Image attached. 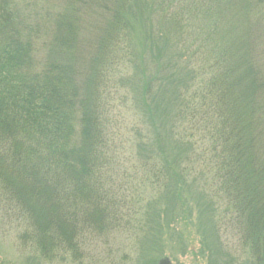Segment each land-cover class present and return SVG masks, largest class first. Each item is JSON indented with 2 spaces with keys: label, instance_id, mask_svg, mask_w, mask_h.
<instances>
[{
  "label": "trees",
  "instance_id": "obj_1",
  "mask_svg": "<svg viewBox=\"0 0 264 264\" xmlns=\"http://www.w3.org/2000/svg\"><path fill=\"white\" fill-rule=\"evenodd\" d=\"M179 1L146 2L176 28L157 31L138 53L129 29L141 25L153 35L138 0H97L100 32L91 44L81 36L82 17L69 11L92 0H65L53 24L50 15L45 26L34 18L44 28L41 40L37 26L22 29L14 0H0V166L10 159L27 171L35 200L48 209L45 231L28 211L34 234L75 245V258L86 229L122 227L123 218L134 226L141 199L133 190L189 189V180H199L224 203L238 249L264 259V61L252 31L233 32L230 15L209 8L217 0H189L207 13L209 28L177 38L184 16L203 25L199 11ZM257 1L264 10V0ZM10 189L26 211L27 197Z\"/></svg>",
  "mask_w": 264,
  "mask_h": 264
},
{
  "label": "rangeland",
  "instance_id": "obj_2",
  "mask_svg": "<svg viewBox=\"0 0 264 264\" xmlns=\"http://www.w3.org/2000/svg\"><path fill=\"white\" fill-rule=\"evenodd\" d=\"M96 1L92 0L93 5L82 4L81 8H72L69 11V15L72 17H82L78 21V27L80 26L81 36L86 44L92 43L99 30L96 18L99 17L97 16L98 12L101 14V10L94 4ZM138 1V3H143L144 15L150 24V28L147 27V30L152 31L153 35L152 37L145 36L143 27L136 25L129 29L127 39L130 40L132 43L130 45L136 52L142 53L141 51H146L145 48L149 43L157 40V31L174 30L176 24L172 20H166L159 10L154 11L158 7L146 3L151 0ZM168 1L166 4L170 5L177 2V0ZM197 1H203L198 3L202 6L209 4L210 0ZM217 1L209 4V8L219 9L226 12V15L229 14L236 27L235 31L231 27L233 32L247 35L246 33L252 31L251 35L256 42V50L264 61V10L259 7L262 5L257 0H248L246 4L245 0H233L230 4L227 3L229 0ZM64 2L65 0H14L26 24V28L22 27V29L27 32L30 27L37 26L40 40L44 28L41 25H36L34 18L37 21L44 20L43 25L45 26V19L50 15L47 24L50 20L53 24L56 16H61L64 11ZM179 3H183V6L187 7V11L188 9L192 12L199 11V18H202L199 21L203 25L198 27L197 25L201 23L198 24L199 22H195L194 19L189 22L188 17L184 16L188 23L185 28L182 24L181 29L176 30L177 38L182 34L183 38H186L189 30L196 29V32L201 29L200 34L207 31L210 20L207 13L205 16L203 15V8L199 5V7L194 5L190 8L189 0H180ZM92 8L93 10H91ZM131 22H136V20ZM222 26L224 29L228 28L225 21ZM168 41L169 39L166 37L164 42ZM215 44L216 41L209 42V52L206 53L213 52L212 48ZM136 60L140 63L146 61L144 57H138ZM125 65L128 66V63ZM260 91L263 92L264 87L260 88ZM172 145V151L169 146L166 147V152L169 155H173L176 151L174 150L175 143ZM17 166L19 164L17 162L13 164L10 159L0 166V264H158L164 257L169 258L171 264H264V259L260 256L257 257V253L251 254L245 248L244 250L238 249V245L240 246V242L237 241L238 234L233 231L230 225H227L230 220L224 217V203L217 198V194L211 193L207 188L202 189L201 185L204 182H199V180H189L188 182H191L193 186L189 189L133 190L134 194L138 195L136 199H141V202L138 203L139 213L134 226H127V220L123 218L124 220H121L122 227H114L110 230L98 227L97 230L88 231L86 229L85 232L89 233H85L83 244L76 245L77 250L80 247L76 254V258L77 255H81L80 258H77L80 259L79 261L74 255L75 245L71 247L56 245L54 244L56 240L53 241L46 236L34 234V231H37L35 219H37V225L41 231L47 229L48 222L45 220V215L48 214V209L35 200L37 192L31 188L29 181H26L29 177L27 171L21 174L20 168L15 169ZM36 183L39 181L36 180ZM11 185H15L16 189L14 190L19 195L23 193L27 197V212L22 209L17 197L11 196ZM111 190L114 191V189ZM44 193L45 189H39V194ZM210 199L214 200L215 210H212L213 206L209 204ZM83 205L87 206L85 202ZM94 207H96L94 204L89 206V208ZM122 208V213H125L127 204ZM29 210L35 214V219L31 213H28ZM218 218L221 219V222ZM112 223L116 222L112 220ZM223 237L228 247L222 246L223 248L220 250ZM59 247L61 248L58 249ZM240 251L242 253H239Z\"/></svg>",
  "mask_w": 264,
  "mask_h": 264
},
{
  "label": "water",
  "instance_id": "obj_3",
  "mask_svg": "<svg viewBox=\"0 0 264 264\" xmlns=\"http://www.w3.org/2000/svg\"><path fill=\"white\" fill-rule=\"evenodd\" d=\"M158 264H171V261L169 258L164 257L162 259H160V261L158 262Z\"/></svg>",
  "mask_w": 264,
  "mask_h": 264
}]
</instances>
